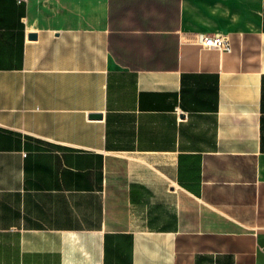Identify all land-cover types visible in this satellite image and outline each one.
Segmentation results:
<instances>
[{
  "label": "crops",
  "instance_id": "1",
  "mask_svg": "<svg viewBox=\"0 0 264 264\" xmlns=\"http://www.w3.org/2000/svg\"><path fill=\"white\" fill-rule=\"evenodd\" d=\"M263 250L264 0H0V264Z\"/></svg>",
  "mask_w": 264,
  "mask_h": 264
},
{
  "label": "built area",
  "instance_id": "2",
  "mask_svg": "<svg viewBox=\"0 0 264 264\" xmlns=\"http://www.w3.org/2000/svg\"><path fill=\"white\" fill-rule=\"evenodd\" d=\"M17 1H25V0H17ZM198 42L203 48L206 49H216L220 52H228L230 51V42L229 38L225 34H198L197 36Z\"/></svg>",
  "mask_w": 264,
  "mask_h": 264
},
{
  "label": "water",
  "instance_id": "3",
  "mask_svg": "<svg viewBox=\"0 0 264 264\" xmlns=\"http://www.w3.org/2000/svg\"><path fill=\"white\" fill-rule=\"evenodd\" d=\"M34 36H35L34 34L30 35V37H34ZM90 117L99 118L100 114H91Z\"/></svg>",
  "mask_w": 264,
  "mask_h": 264
},
{
  "label": "rangeland",
  "instance_id": "4",
  "mask_svg": "<svg viewBox=\"0 0 264 264\" xmlns=\"http://www.w3.org/2000/svg\"><path fill=\"white\" fill-rule=\"evenodd\" d=\"M264 251V250H263Z\"/></svg>",
  "mask_w": 264,
  "mask_h": 264
}]
</instances>
